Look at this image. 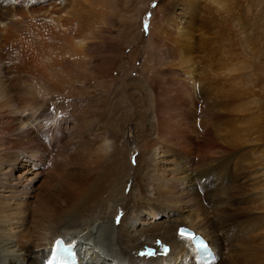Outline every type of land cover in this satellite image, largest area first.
I'll use <instances>...</instances> for the list:
<instances>
[{"label": "bare ground", "instance_id": "6f19581e", "mask_svg": "<svg viewBox=\"0 0 264 264\" xmlns=\"http://www.w3.org/2000/svg\"><path fill=\"white\" fill-rule=\"evenodd\" d=\"M18 1L27 3L24 11V5L0 0V43L15 49L6 60L0 56V103L8 107L0 113V125L6 129L0 134V264H40L56 237L70 243L72 250H80L74 256L76 264H202L190 239L177 233L178 226L208 241L213 255L208 264H261L253 252L260 244L264 247V162L249 160V140L230 137L235 134L226 130L221 137L228 142L229 152L194 161L190 156L194 147L173 141V146L185 144L189 151L172 148L161 139L166 134L193 138L189 143L198 139L196 131L191 130V137L186 126L173 123L171 107H180L187 115L189 105L203 103L210 117H217L225 110L219 109L221 105L232 104L228 94L234 90L224 82L205 81L206 66L199 67L191 57L198 39L188 37L176 44L178 64L168 72L181 68L185 78L179 74L174 79V74V80H169L161 77L162 69L153 72L155 81L144 92L151 91L156 107L149 106L138 131L136 124H130L124 136L122 126L111 120L109 127L96 122L93 129L89 123L76 135L73 126L68 128L58 116L53 118L52 130L46 122L50 111L41 100L19 103L23 98L19 92L34 75L31 67L82 64L94 43L82 26L70 31L71 18L61 13L68 0L60 1L57 10V3L48 7L56 1ZM195 1L186 0L184 11L189 12ZM204 33L199 38L201 49L206 47L200 40ZM113 65H102L103 73L109 76ZM169 83L171 93L165 91ZM206 121L201 120L203 125ZM214 121L209 122L211 133L214 127L220 129L219 121L215 125ZM145 135L149 145L141 143ZM127 147L133 150L126 153ZM132 151L134 164L128 162ZM37 161L41 168L35 169ZM230 172L233 176L227 184L225 174ZM210 181L216 186L208 195ZM245 182H251V187L247 185L248 192L242 195ZM164 246L168 250L163 251ZM148 249H153L151 255L145 254Z\"/></svg>", "mask_w": 264, "mask_h": 264}, {"label": "rangeland", "instance_id": "374dc122", "mask_svg": "<svg viewBox=\"0 0 264 264\" xmlns=\"http://www.w3.org/2000/svg\"><path fill=\"white\" fill-rule=\"evenodd\" d=\"M11 1L18 6L24 5L22 11L26 9L25 1H22V4L18 0ZM52 1L56 2L48 4L49 8L56 3V10L61 8L59 3L63 0H48L47 2ZM183 4H186V0H68L61 13L63 17L71 18L69 20L72 23L70 31L75 32L73 28L81 26V28L87 29L89 41L94 43L93 49L88 52V56L83 59L82 64H73L71 67L61 66L60 68L56 65L55 67L51 66L49 69L52 72L40 65L32 66L31 70L34 71V75L27 82L28 87L22 88L19 92V95L23 97L19 103L22 101V105H24L32 99L41 100L44 107L47 105V112L50 111V118L46 122L50 123L49 126L52 130L56 125L53 123V118H57V116L63 117L64 125L67 124L68 128L73 126L71 132L76 135L81 130L87 129L89 123V127L94 129L96 122H101L102 126L109 123L107 125L109 127L112 120V122H117L118 127H123H120V131L124 136H127L128 125L136 124L138 131V127H142L141 122L144 121L146 114L151 108L155 109L154 107H156L153 94H150L151 91L146 88L145 92H147H144V88L155 81L153 72L156 69H162L165 74L161 77L169 80L177 79L179 74L185 78L181 68H178L179 71L174 73L173 71L168 72V70L178 64L176 54L180 49L176 44L191 37L198 39L191 57L193 55L198 60L199 67L206 66L205 72L208 71V73L204 72L205 74L202 75L206 76L205 81L224 82L225 86L232 88L233 94H228L229 99L233 97L232 102L230 101L232 104L221 105L222 108L219 109L225 110L223 115L217 117L213 114L210 117L211 114L207 113L210 110H206L203 103H197L196 108L194 105H189L191 111L187 115L191 118H187L186 114L183 115L180 107H171L169 114L173 115L171 117L173 123L175 121L176 124L180 123L181 126H186L189 134L191 130L196 131L198 139L195 142L198 144L189 143L193 138L187 139L190 140L187 142L185 139H178L169 134L161 139L171 144L182 141V143L186 142L188 146L191 145L190 147L195 149L190 156L195 161L198 157H215L228 151L230 146L227 145L228 142L224 140L225 138L223 139V135L226 130H229V133L235 134H231L230 137L249 140V144H251V148H248L251 151L247 154L249 160L256 158L255 163H258V160L264 162V0H197L193 2L189 12L184 11ZM201 33L205 34H202L200 39L201 43L204 41L206 45L203 49L199 42ZM4 44V41L0 43L2 46L0 56L6 60L15 49ZM110 62H113L114 65L108 76L103 73L102 65ZM46 70L48 71L46 72ZM216 73L221 76L219 79L216 78L218 77ZM173 75L174 79H172ZM112 81L113 83H111ZM142 81L145 82H143L145 86L140 85ZM168 85L165 86V91L171 93L173 86L171 83ZM145 100L148 101L144 102ZM149 101L153 103H149ZM4 106L3 103H0V113L3 112L2 114H5L8 108ZM105 110L109 113L107 116ZM95 116L98 118L96 119ZM86 117L93 118V120ZM211 118L215 119L217 124L219 121L220 125L219 130L214 129L215 127L212 128V133L209 131ZM202 119L205 121L207 119L208 126L203 125ZM1 129L4 130L2 125H0V134L6 130ZM60 131L63 134V131ZM187 131L186 134H188ZM190 136L192 137L193 133ZM149 141V137L142 136L141 143L149 145ZM185 144H179V146L172 144L171 147L189 151ZM128 147L126 153L128 150H133ZM132 152L128 156V162L134 164L136 152ZM38 164L39 161L33 168H41ZM232 176L233 172L226 173L225 183L229 184ZM218 179L219 177L216 181ZM250 183H243L244 193L239 189L242 195L248 192L246 190L251 185ZM213 185V182L210 181L209 189L211 190L208 191V195L213 193L216 186ZM199 193L203 195L204 190H199ZM245 197L249 199L251 195L247 194ZM183 204L185 205V203ZM206 206L209 207V204ZM185 226L191 228L188 225ZM79 251H77V255ZM214 251L217 254L215 249ZM253 254H255L253 257L257 258L256 260L264 264L263 245H258ZM218 257L220 258V256Z\"/></svg>", "mask_w": 264, "mask_h": 264}, {"label": "water", "instance_id": "95a60500", "mask_svg": "<svg viewBox=\"0 0 264 264\" xmlns=\"http://www.w3.org/2000/svg\"><path fill=\"white\" fill-rule=\"evenodd\" d=\"M183 230V235L182 236H185V237H192L194 235V232L184 226H178L177 228V233L179 235H181V231Z\"/></svg>", "mask_w": 264, "mask_h": 264}, {"label": "snow or ice", "instance_id": "6c2138e0", "mask_svg": "<svg viewBox=\"0 0 264 264\" xmlns=\"http://www.w3.org/2000/svg\"><path fill=\"white\" fill-rule=\"evenodd\" d=\"M184 233H183V230L181 231V235H183ZM60 243V241H57V244H59Z\"/></svg>", "mask_w": 264, "mask_h": 264}]
</instances>
